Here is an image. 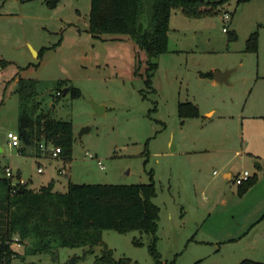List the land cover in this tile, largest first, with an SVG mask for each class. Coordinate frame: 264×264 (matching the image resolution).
<instances>
[{"label": "rangeland", "instance_id": "374dc122", "mask_svg": "<svg viewBox=\"0 0 264 264\" xmlns=\"http://www.w3.org/2000/svg\"><path fill=\"white\" fill-rule=\"evenodd\" d=\"M143 1L149 18L150 1ZM212 12L190 17L172 10L167 50L151 58L128 36L94 37L90 0L53 7L0 0V176L9 165L13 181L19 173L34 190L53 181L59 192L69 183L153 181L159 207L156 237L103 230L92 252L60 247L55 256L14 245L20 255L11 264H95L105 247L125 264H159L152 248L163 263H264V0H231ZM254 32L255 51L247 49ZM227 70V83L209 76ZM19 77L39 80L42 109L71 121L69 158L9 145L7 134L18 135ZM185 102L199 115L181 116ZM243 170L256 181L240 194L224 174Z\"/></svg>", "mask_w": 264, "mask_h": 264}, {"label": "trees", "instance_id": "16d2710c", "mask_svg": "<svg viewBox=\"0 0 264 264\" xmlns=\"http://www.w3.org/2000/svg\"><path fill=\"white\" fill-rule=\"evenodd\" d=\"M59 0H46L51 7ZM149 18L144 15L143 0H90L89 32L97 38L102 35H127L149 57H157L167 50L172 10L180 9L190 17H202L231 0H149ZM249 0H236L237 4ZM236 39L233 31L229 40ZM257 32L248 39L247 49L257 50ZM155 65H151L154 68ZM213 78V73H209ZM40 81L19 77L17 93L18 135L21 143L35 146L41 154L40 144H51L61 149L60 156L69 158L73 146L71 121L56 119L42 109L39 93ZM78 95V89L70 86ZM62 96L57 91V97ZM181 116L199 115L192 102L180 103ZM19 151H24L19 148ZM40 152V153H39ZM256 181L251 176L239 185L244 193ZM156 196L154 182L136 184L69 183L66 192L54 190L51 181L38 190L12 179L0 176V264H11L20 254L15 246L25 245L26 253L49 252L55 256L60 247H89L93 251L102 244L103 230L125 233L130 230L149 232L156 237L159 207L153 203ZM30 243L29 246L26 244ZM15 245V246H14ZM159 264L156 249L152 248ZM95 264H125L116 261L107 247ZM197 264V263H194ZM237 264H264L243 259Z\"/></svg>", "mask_w": 264, "mask_h": 264}, {"label": "built area", "instance_id": "2783aa9c", "mask_svg": "<svg viewBox=\"0 0 264 264\" xmlns=\"http://www.w3.org/2000/svg\"><path fill=\"white\" fill-rule=\"evenodd\" d=\"M226 18H227V15H226ZM226 30L227 29L224 28V31H226ZM7 137L9 139L8 143L10 146H14V147L20 146L21 141H20L19 135L12 133V132H9L7 134ZM40 151H41V153H44V154L47 153L51 157H59L61 149L59 147H55L51 144L41 143L40 144ZM98 164L100 165V168L103 169L101 162H98ZM1 170H2V176L3 177H7L10 179L13 178L14 174H13V170H12L11 166L7 165V166L1 168ZM37 170H38V172H42L41 167H38ZM59 172L62 174H66V169L62 168L61 170H59ZM250 177H251V174L247 170L239 171L234 175L233 182H235L237 185H240V184L244 183L245 181H247ZM18 183H20L22 185H26V181L23 179L19 180ZM12 184L15 185L16 182H14L12 180ZM16 245L19 246V244H16Z\"/></svg>", "mask_w": 264, "mask_h": 264}, {"label": "water", "instance_id": "95a60500", "mask_svg": "<svg viewBox=\"0 0 264 264\" xmlns=\"http://www.w3.org/2000/svg\"><path fill=\"white\" fill-rule=\"evenodd\" d=\"M33 53L37 55V52L35 50H33ZM232 70H227V71H214L213 72V78L216 82L219 83H227L228 82V78L231 74ZM67 88L66 89H62V93H66L67 92ZM97 113H101L104 110L103 106H95ZM86 130V129H85Z\"/></svg>", "mask_w": 264, "mask_h": 264}, {"label": "crops", "instance_id": "0c3cea01", "mask_svg": "<svg viewBox=\"0 0 264 264\" xmlns=\"http://www.w3.org/2000/svg\"><path fill=\"white\" fill-rule=\"evenodd\" d=\"M103 36V35H102ZM101 36V37H102ZM116 37L118 36V38H120V39H122V38H124V37H126L127 35H121V34H117V35H115ZM100 37V38H101ZM38 54V53H37ZM213 80H214V78H213ZM215 81V80H214ZM213 114V112H208V114H207V116H211ZM0 152H3V148L0 146ZM255 165H256V167L257 168H259V167H261V165H260V163L259 162H255ZM236 174V173H235ZM234 174V175H235ZM234 175H233V172H231V171H228V172H226L225 174H224V177L226 178V179H228V180H232L233 181V177H234ZM21 179H23V178H21V175L18 173V180L17 181H14V182H18L19 180H21ZM23 180H25V179H23ZM26 181V180H25ZM28 181H26V186L28 187Z\"/></svg>", "mask_w": 264, "mask_h": 264}]
</instances>
